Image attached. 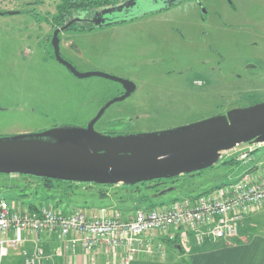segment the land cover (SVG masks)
<instances>
[{"label": "rangeland", "instance_id": "rangeland-1", "mask_svg": "<svg viewBox=\"0 0 264 264\" xmlns=\"http://www.w3.org/2000/svg\"><path fill=\"white\" fill-rule=\"evenodd\" d=\"M59 3L0 0V10L37 13L0 14V136L86 126L108 101L125 92L120 81L77 76L47 56L51 36L38 27L43 23L48 29L46 22ZM146 6L126 10L121 18L145 11ZM75 12L86 19L95 16L91 9ZM69 36H62V51L79 71H101L136 83L128 97L107 108L97 130H168L264 101V0H185L139 19L71 31ZM226 160L223 156L213 167L152 189L79 182L67 194L79 204L85 199L96 206L105 202L110 213L132 212L145 191L157 203H170L228 183L247 167ZM67 188L63 184L48 191L40 177L0 174V196L18 208L25 200L41 202L43 192L51 194L47 200L55 205ZM102 189L109 193L107 200L99 198Z\"/></svg>", "mask_w": 264, "mask_h": 264}, {"label": "water", "instance_id": "water-1", "mask_svg": "<svg viewBox=\"0 0 264 264\" xmlns=\"http://www.w3.org/2000/svg\"><path fill=\"white\" fill-rule=\"evenodd\" d=\"M183 1L126 0L95 10L90 21L104 27L160 12ZM145 3L149 5L145 11L121 18L122 12ZM4 13L0 10V14ZM7 13L19 11L7 10ZM73 22L70 20L63 29ZM60 30L53 36L59 62L80 77L100 75L120 81L125 92L108 101L87 126H57L40 132L0 136V173L76 182L137 184L195 173L213 167L224 151L240 143L264 142V101L168 130L129 134L98 131L95 124L105 110L128 97L136 83L101 71H79L60 53Z\"/></svg>", "mask_w": 264, "mask_h": 264}, {"label": "built area", "instance_id": "built-area-1", "mask_svg": "<svg viewBox=\"0 0 264 264\" xmlns=\"http://www.w3.org/2000/svg\"><path fill=\"white\" fill-rule=\"evenodd\" d=\"M263 149L264 142L251 141L224 151L222 157L247 166L228 183L127 213H110L105 207L64 212L48 200L33 211L0 196V259L10 247H22L24 264H50L54 255H64L72 246L100 250L108 255L107 264H130L139 254L153 253L159 237L183 248H189L191 240L198 246L230 242L240 235L246 219L264 206V151L256 155ZM42 232L61 238L53 254L46 252L39 238ZM27 242L32 243L31 250Z\"/></svg>", "mask_w": 264, "mask_h": 264}, {"label": "crops", "instance_id": "crops-1", "mask_svg": "<svg viewBox=\"0 0 264 264\" xmlns=\"http://www.w3.org/2000/svg\"><path fill=\"white\" fill-rule=\"evenodd\" d=\"M76 207L80 206L74 205L68 211ZM39 238L49 254H53L61 243L57 234L42 232ZM25 246L32 249L31 242H27ZM153 247V253L139 254L130 264H264V206L246 219L240 228V236L230 242L220 241L198 246L191 240V246L183 248L178 243L169 244L159 237ZM107 259L108 255L100 250L86 251L69 246L64 255H54L50 264H107ZM0 264H24L22 247L9 250L8 255L0 259Z\"/></svg>", "mask_w": 264, "mask_h": 264}, {"label": "trees", "instance_id": "trees-1", "mask_svg": "<svg viewBox=\"0 0 264 264\" xmlns=\"http://www.w3.org/2000/svg\"><path fill=\"white\" fill-rule=\"evenodd\" d=\"M120 3L119 0H60V3L57 6V13H55L54 15H52L51 21L58 23V24H67V22H69L70 18L73 16V12L75 11H83L84 9H91V10H98L101 9L103 7L106 6H110V5H115ZM7 13V10H4ZM19 13H34L37 14L33 9H20L18 10ZM34 11V12H33ZM50 21V18L48 19ZM69 20V21H68ZM95 28H98V26H95L94 24H90L88 27H86L85 25H80L78 27H76L77 30L79 31H85V30H94ZM116 132H112V134H115ZM236 159L234 158H230L228 160H226V163H236ZM2 174V173H0ZM34 176V175H31ZM39 177V176H37ZM42 179V184L43 187L48 190L51 191L53 190L57 185H63V184H68V188L66 193L64 194V197L61 198V200L57 203H55V208H58L60 210H63L64 212H67L68 209H71V205L73 204L72 202L75 203V205H80L83 207H87V208H94V207H99V208H103L105 202L102 204L100 203L99 206H96V204H89L87 202V199H85L83 201V203L79 204L78 202H76L74 200V198H72L70 195L67 194L68 190H73V188H71V186H74L76 183L79 184V182L76 181H68V180H62V179H56V178H50V177H40ZM174 178H178V177H174ZM173 178V179H174ZM161 180L162 179H154V180H150V181H144V182H140L137 184H123L124 188H129V189H134L135 191H140L142 188H147V189H152V188H156L157 186H159L161 184ZM83 183V182H82ZM85 183H89V182H85ZM149 183H153L154 185H149ZM84 184V183H83ZM109 186H113L115 184H108ZM37 191H38V187L36 186ZM45 193L43 196H41V201L47 200V198L52 199L51 194ZM75 193V192H74ZM156 193V190H155ZM23 195H28V194H23ZM155 195V194H154ZM109 193L107 191H104L103 189L101 190V193L99 195V198H101L102 200H107L109 197ZM6 198V197H4ZM154 196L145 191L143 193H141L140 195V200L138 202H136L134 204V208H138V207H153L156 206L157 202L154 201ZM7 199V198H6ZM179 198H175L173 199L176 200ZM25 205L28 206V208L30 210L36 211L38 210V203L39 201L36 200H29V201H24ZM66 203V204H64ZM164 203V202H162ZM127 211H129L127 208L125 209ZM167 243L169 244H177V241H167Z\"/></svg>", "mask_w": 264, "mask_h": 264}, {"label": "flooded vegetation", "instance_id": "flooded-vegetation-1", "mask_svg": "<svg viewBox=\"0 0 264 264\" xmlns=\"http://www.w3.org/2000/svg\"><path fill=\"white\" fill-rule=\"evenodd\" d=\"M77 12H80V11H77ZM4 14H8V13H4ZM18 14H20V13H18ZM76 15V12H73V16L69 19V20H74V22L68 27V28H66V29H63V27L66 25V24H58V23H55V22H53V21H49V22H46V25L48 26V29L47 28H45V26L44 25H42L41 23V25L38 27V30H40V31H44L45 32V29H46V34H47V36H48V34H49V36H51V39H50V45H51V50H49L48 49V47L46 46V52L48 53V57H50V58H53V60H55V61H58L57 60V58H56V55H55V45H54V38H53V36H54V32L57 30V29H61L60 30V32H59V38H60V42H59V48H60V53L62 54V56L63 57H65L66 59H68L69 61H72V60H70L64 53H63V51H62V48H63V37L62 36H66L67 37V34H68V37H70L69 36V33H71V31H79V30H77L76 29V27H78V26H80L81 24H84V23H90L91 25L93 24V22H91L90 21V19L89 18H87L86 19V17H79V16H75ZM68 20V21H69ZM68 23V22H67ZM49 32V33H48ZM69 39V38H68ZM67 39V40H68ZM66 47V46H65ZM61 63V62H60ZM63 64V63H62ZM64 65V64H63ZM107 110V109H106ZM105 110V111H106ZM105 113V112H104ZM103 113V114H104ZM102 118V116L100 117V119ZM100 119L96 122V124H95V128H96V125L98 124V122L100 121ZM91 121V120H90ZM88 125V124H87ZM86 125V126H87ZM98 131H100V130H98ZM100 132H103V131H100ZM103 133H107V134H112V131L110 132H106V131H104ZM115 134H126V133H115ZM168 179H170V180H173V178H167V179H162L161 180V184H163V183H165V182H167V180ZM174 179H176V178H174Z\"/></svg>", "mask_w": 264, "mask_h": 264}]
</instances>
